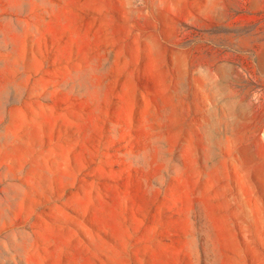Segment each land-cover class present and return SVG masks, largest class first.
I'll return each mask as SVG.
<instances>
[{
  "label": "rangeland",
  "instance_id": "374dc122",
  "mask_svg": "<svg viewBox=\"0 0 264 264\" xmlns=\"http://www.w3.org/2000/svg\"><path fill=\"white\" fill-rule=\"evenodd\" d=\"M0 264H264V0H0Z\"/></svg>",
  "mask_w": 264,
  "mask_h": 264
}]
</instances>
